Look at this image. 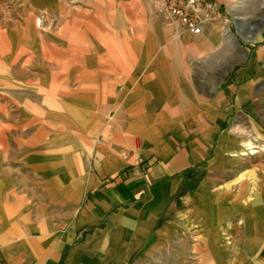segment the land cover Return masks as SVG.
Instances as JSON below:
<instances>
[{
  "label": "crops",
  "instance_id": "crops-1",
  "mask_svg": "<svg viewBox=\"0 0 264 264\" xmlns=\"http://www.w3.org/2000/svg\"><path fill=\"white\" fill-rule=\"evenodd\" d=\"M138 5L112 33L92 14L72 23L65 82L82 135L65 118L0 143V264H154L180 235L177 264H264V168L257 181L233 171L231 131L264 51L218 77L216 53L232 56L218 24L175 38ZM182 215L198 225L193 244Z\"/></svg>",
  "mask_w": 264,
  "mask_h": 264
},
{
  "label": "rangeland",
  "instance_id": "rangeland-1",
  "mask_svg": "<svg viewBox=\"0 0 264 264\" xmlns=\"http://www.w3.org/2000/svg\"><path fill=\"white\" fill-rule=\"evenodd\" d=\"M139 1L146 0H0V143L18 137L32 142L35 132L42 129L49 134L55 124H64L65 118L73 120L75 139L82 135L80 128L87 118L80 114L83 101L68 98L75 93L71 91L73 84L65 82L72 23L92 14L104 31L112 33L115 24L126 21L125 13L138 9ZM226 4L222 11L228 20L232 58L228 54L223 59L221 52L216 53L219 63L211 71L218 77L231 69V64L249 60L254 50L264 51V0H228ZM101 13L105 14L104 22ZM258 78L264 79V68ZM67 110L73 112L71 117H66ZM231 131L243 154H237L243 162L233 171L245 172L252 176L251 181H257L253 172L264 168V80L251 85L250 99L239 108ZM246 143H251L257 153L251 154L243 145ZM184 198L188 205V195ZM178 220L182 226L179 230L193 244L199 236L198 225L188 215ZM181 237L173 239L169 256L155 258L154 264H177Z\"/></svg>",
  "mask_w": 264,
  "mask_h": 264
},
{
  "label": "built area",
  "instance_id": "built-area-1",
  "mask_svg": "<svg viewBox=\"0 0 264 264\" xmlns=\"http://www.w3.org/2000/svg\"><path fill=\"white\" fill-rule=\"evenodd\" d=\"M153 11L162 16L175 38L183 34L202 35L218 24L223 35L229 34L226 12L217 0H148Z\"/></svg>",
  "mask_w": 264,
  "mask_h": 264
},
{
  "label": "bare ground",
  "instance_id": "bare-ground-1",
  "mask_svg": "<svg viewBox=\"0 0 264 264\" xmlns=\"http://www.w3.org/2000/svg\"><path fill=\"white\" fill-rule=\"evenodd\" d=\"M244 145V147H246L247 148V150H250L251 152V154H255V153H257L255 150H253V149H255L254 148V146L251 144V143H246V144H243ZM243 155V154H242Z\"/></svg>",
  "mask_w": 264,
  "mask_h": 264
},
{
  "label": "water",
  "instance_id": "water-1",
  "mask_svg": "<svg viewBox=\"0 0 264 264\" xmlns=\"http://www.w3.org/2000/svg\"><path fill=\"white\" fill-rule=\"evenodd\" d=\"M234 26H235V27H240V26H238V25H237V24H235V23H234ZM251 30H252V29H251ZM247 41H251V40H250V39H248Z\"/></svg>",
  "mask_w": 264,
  "mask_h": 264
}]
</instances>
